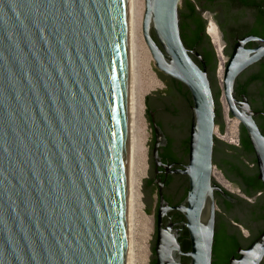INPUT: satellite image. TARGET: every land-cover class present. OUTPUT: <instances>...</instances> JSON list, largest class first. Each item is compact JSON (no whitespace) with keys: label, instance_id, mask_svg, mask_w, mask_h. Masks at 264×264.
<instances>
[{"label":"water","instance_id":"water-1","mask_svg":"<svg viewBox=\"0 0 264 264\" xmlns=\"http://www.w3.org/2000/svg\"><path fill=\"white\" fill-rule=\"evenodd\" d=\"M182 1L145 0V40L157 67L151 64L168 85L149 95L158 112H149L152 125L146 113L152 127L150 179L142 191L147 214L160 193L150 264H184V257L189 264H213L216 219L227 218L217 211L218 204L226 213L217 193L237 205L228 222L242 236L231 220L250 229L247 246L264 228V195L250 197L254 204L240 196L238 202L213 178L216 103L203 57L197 54L201 67L182 39ZM129 29V0H0V264H128ZM259 41L248 53L236 47L225 93L230 119L238 117L248 131L264 184V136L254 113L236 107L233 93L237 74L264 56ZM173 79L186 86L193 103ZM216 80L220 94L217 71ZM220 121L224 135L223 112ZM189 137V163L172 171L160 151L169 143L164 151L176 152L180 139ZM220 142L218 163L257 172L254 155L244 160L241 148ZM160 168L182 174L177 180L184 190L176 192L187 196L177 206L167 202L179 198L163 193ZM171 211L186 220L165 225ZM184 229L188 252L180 243ZM238 254L229 264H264V231Z\"/></svg>","mask_w":264,"mask_h":264},{"label":"flooded vegetation","instance_id":"flooded-vegetation-1","mask_svg":"<svg viewBox=\"0 0 264 264\" xmlns=\"http://www.w3.org/2000/svg\"><path fill=\"white\" fill-rule=\"evenodd\" d=\"M190 1L192 2L191 4H192V7H194V9H192L190 16L188 14L190 10L186 11V14H188V18H186L185 20L181 19V27L184 26L186 39L189 42L188 44L192 45V48H189L186 45L185 46L190 51H192L191 56L201 67H203L204 65L202 61L197 57V54L203 57L201 52L203 50L209 51L210 61L208 62L205 61L204 57L203 59L207 67V72H208V75L211 81L213 95L215 98V96H217L219 93L217 91V85L215 84L216 71L218 67V59H217L214 47L216 48L218 57L221 59L219 71L223 69L224 74H226V70L229 65V62L235 52L236 47L239 44L242 46V49L247 53L258 49L259 46L261 45V42L259 40H264V0H190ZM211 25L215 27L216 32L218 34L219 44L222 46L221 52L219 51L216 41L213 39L209 31V28ZM248 38H252V39L247 40ZM224 63H225V66H224ZM221 87H222V92L220 93L221 97H219L218 102H216L215 100V103H216V114H217L216 125H220V129L223 132L224 126L222 122L220 121V118L222 115L220 103H222V106L224 107L223 102H222V95L225 93V88L222 85ZM233 93H234V97L236 100V107L240 109L249 108L254 113L253 118L257 126L259 127L262 135L264 136V56L258 61L251 63L250 65L242 69L239 72V74H237L235 81H234ZM220 98H221V102H220ZM227 102H228V99H227ZM162 104L164 105L166 109H168L166 102H163ZM229 107H230V104H229ZM151 110L156 113L155 110L153 109ZM224 111H225V108H224ZM230 112H231V108H230ZM230 112H229V115H230ZM159 125L161 126V122H159ZM238 129H239V138H240V145H241V150H239L241 151L240 155L242 158H244V160L254 155V158H255L254 164H257V172L254 174L248 172L246 168L243 167V164L218 163L217 160L216 162L221 172H223V174H225V176L232 183H234L236 187L239 188L241 194H245L246 196H249L247 194V191L249 190V186L245 184V181L243 180V178L235 174V172L233 171L234 167H238L239 169H242L246 173L252 174V175H257L258 173H260V171H259L258 159H257V154L255 152V149L253 150V152H250V153H245L243 151L242 143L244 139L245 138L250 139L245 125L243 123H239ZM188 141H189V151L187 153V151L183 149L182 147H184L188 143ZM221 143L222 142H220V140L215 137L214 159H216L218 148ZM167 146L162 148L163 151L161 150L160 153H162L161 157L165 164L173 165L172 171L181 169L183 168L184 165H187L189 163L190 137L188 140L180 139V142L178 145L180 147L176 149V152L173 151L171 153L172 155L169 156L172 159V162L169 161V158H167L168 155L164 151L166 150ZM234 149H237V148H234ZM177 153L180 155H186L187 158L185 157V160H181L177 156ZM159 170H160V174L158 176H161V178L164 175L166 176L165 182L162 180L164 183L163 193L164 194L168 193L169 196L176 197L177 200L179 198V201L172 204L169 200H167L166 198L165 199L167 200L170 206L179 205L182 199L187 196V194L182 195V193L178 191L176 192L177 189L181 188V186L180 187L178 186L179 181L177 180V178H179L182 174H178V173L167 174L164 168H160ZM168 178L176 180L174 185H172L169 188H168V185L170 183H167ZM221 178L223 179L224 176ZM263 195H264V190L258 192L257 194L253 196H249V197H252L257 200L258 197L263 196ZM159 196H160V193H159ZM234 196L237 198L238 202L243 201V199H241L239 196H236V195ZM217 198L223 200L221 195L220 197H217ZM159 207L160 205L158 206V211L156 214L157 224H158ZM222 207L224 208L225 212L229 214V212L226 211V208L224 207V205H222ZM178 213L180 212L171 211L169 214H167L164 217V224L166 225L170 221V219H172L174 223H180L174 220L176 219V216L178 215ZM228 214H227V218H225L224 220H221L219 218V221H218L219 216H217L216 230L218 228H225V229H229L232 234L238 235L239 232H237L235 228L231 226L228 222V218L230 217V214L229 215ZM233 223L237 225L236 222H234V220H233ZM157 229H158V225H157ZM262 230L258 231L257 233L252 232L253 235H252L250 244L252 243V241H254V239L258 236V234ZM242 237L244 238V236ZM245 242L246 240L244 238L243 247H241L243 249H246L248 247L245 244ZM234 256L236 258L239 257L236 255Z\"/></svg>","mask_w":264,"mask_h":264},{"label":"bare ground","instance_id":"bare-ground-1","mask_svg":"<svg viewBox=\"0 0 264 264\" xmlns=\"http://www.w3.org/2000/svg\"><path fill=\"white\" fill-rule=\"evenodd\" d=\"M130 1V96H129V177H128V264H149L150 243L153 238V222L146 213V205L143 202V182L148 176V162L145 154V130L146 121L144 114L146 94L151 88L161 87L153 74L148 77L140 74L138 67H144L149 59L146 54H151L144 33V17L142 7L143 0ZM142 11V13H141ZM145 16V13H144ZM143 19V21H142ZM142 24V29H141ZM209 31L216 41L221 52L219 37L213 25ZM144 38V41H143ZM145 42V43H144ZM139 60V62L137 61ZM149 65V64H148ZM157 67V64H156ZM225 76L223 69L219 71L221 85L225 88ZM164 85V84H163ZM162 85V86H163ZM222 102L226 113L230 112L227 95H222ZM232 133L237 132V127L242 121L233 117ZM214 175V172H213ZM218 207V206H217ZM150 225V226H149Z\"/></svg>","mask_w":264,"mask_h":264},{"label":"trees","instance_id":"trees-1","mask_svg":"<svg viewBox=\"0 0 264 264\" xmlns=\"http://www.w3.org/2000/svg\"><path fill=\"white\" fill-rule=\"evenodd\" d=\"M183 3H184V6H185V11L184 10L183 11L180 10V16H181V19L182 20H185L186 18H188V14L190 16V13H191L192 9H194V7H192V4H191L192 2L190 0H183ZM187 10H190V12L188 14H186V11ZM181 35H182V39L184 41V44L187 47L192 48V45H189L188 44L189 42L186 39L184 26L181 27ZM201 54L203 55L205 61H207V62L210 61V54H209V51L208 50H203L201 52ZM172 81L175 82V83H173V82L172 83L175 86V88L178 90V92L180 93V95L183 98H185L186 100H190V102L193 103L192 95H191L190 91L186 88V86L183 85L182 83L174 80V79ZM176 82H178L180 84V86H184L185 87V90L182 89V88H180V87H178L179 85H177ZM215 84L217 85L216 78H215ZM219 97H220V94H218L217 96H215L216 102H218ZM145 99H146V104H147L146 113H147V115H148V117L150 119L151 125H152V121H151V118L149 116V112L152 109V104H150L151 103L150 102L151 101L150 100L151 97L150 96H147ZM168 110H170V109L168 108ZM154 142H155V138H154ZM242 147H243V151L245 153H250V152H253V150H254L253 145H252V143H251V141H250L249 138H245L244 139V141L242 143ZM182 148L185 149L186 151H189V141ZM152 151H153V149H152ZM166 154L168 155L167 158H169V161L172 162V159L169 157L172 154L171 153H166ZM161 155H162V153H161ZM214 164H217L216 159H214ZM233 171L235 172L236 175H238L239 177L243 178V180L245 181V184L247 186H249V190L247 191V194L249 196H253V195L257 194L258 192L264 190V184L259 179V173L257 175L248 174L244 170L239 169L238 167H234V170ZM158 177L161 178V176H158ZM165 177H166L165 175L162 176V180L164 182L166 180ZM171 181H172L171 178H168L167 179V183H170ZM216 195H217V197H220V195L218 193ZM231 195L233 197H235L233 194H231ZM185 198L186 197H184L182 199V201ZM223 201H224L223 202L224 203L223 205L226 208V211L229 212V213L231 212V210H233L234 208L237 207V205L235 203L229 202V201L225 200L224 198H223ZM174 220H176L178 222H183V221L186 220V218H185V216H183V214L178 213V215L176 216V219H174ZM263 231H264V229L258 234V236L254 239V241L261 235V233ZM254 241H252V243ZM180 243L182 245V249H183L184 252L191 251L192 244H191V240H190V234H189V231L187 229H184L182 231L181 237H180ZM243 243H244V238L242 237V235L240 233H238V235H236V234H232L229 229L218 228L216 230L215 243H214V249H213V264H229L230 259H231L232 256L236 255V256H239L240 257V255L238 254V249L241 248V247H243ZM183 263L184 264H189L190 263V258L184 257L183 258ZM151 264H156V259L153 260L151 262Z\"/></svg>","mask_w":264,"mask_h":264},{"label":"rangeland","instance_id":"rangeland-1","mask_svg":"<svg viewBox=\"0 0 264 264\" xmlns=\"http://www.w3.org/2000/svg\"><path fill=\"white\" fill-rule=\"evenodd\" d=\"M144 2V7H142V11L144 10L143 12V17H144V13H145V0H143ZM180 9H183V1L180 5ZM141 11V13H142ZM143 21V19H142ZM141 29H142V24H141ZM143 41H144V38H143ZM145 43V42H144ZM214 50L216 52V55H217V59H218V68H217V78H218V81H219V86L222 90V87H221V83H220V79H219V67H220V64H221V59L218 57V53L216 51V48L214 47ZM146 57H148L149 59V62L148 64H146L144 67H138L139 68V71H140V74H142V76L144 77H148V74L151 73L153 74V76L155 77V79L161 83V87H156V88H151L149 89V91L147 92L146 94V97L153 94V92H157L158 89L159 90H165L166 88H168V85L161 79L158 77V74L156 73V71L153 69V66L151 64V61L154 63V66L156 67V64H155V61L152 59L151 57V54H146ZM137 61L139 62V60L137 59ZM225 62V61H224ZM224 66H225V63H224ZM164 84V85H163ZM163 85V86H162ZM220 102H221V98H220ZM222 104V103H221ZM222 112H223V119H224V122H225V126H226V129H225V134L222 135L221 134V131H220V125H217L216 127V134L215 136L217 138H219L220 140L224 141L225 143L227 144H230V145H233V146H237L239 148H241V145H240V138H239V129L237 127V131L236 134H233L232 133V123H233V119L231 118L230 119V115L229 113L227 114L225 111H224V107L222 106ZM146 109H147V104H146V99H145V107H144V114H145V121H146V130H145V154H146V162H148V176L146 177V179H150V175H149V169H150V164H149V159H150V142H151V139H152V127L146 117ZM226 115V116H225ZM226 179H222L221 177H223ZM213 178L216 179L217 182H221L228 190H230V192H232L233 194H237L238 196H240L241 198L247 200L248 202L254 204L256 203L255 201H253L252 198L246 196L245 194H241L239 188H235L232 186V182H230L225 174H223V172H221V170H218V167L217 165H215V168H214V175H213ZM143 188H144V182H143ZM144 198H145V194H144ZM153 198H154V207H153V213L150 215L151 219H152V222H153V238L155 236V214H156V208H157V203H158V200H159V194L157 192H155L153 194ZM218 206V204H217ZM147 208V206H146ZM217 211L220 212L221 214L227 216V214H225L222 209L218 206L217 207ZM232 224L235 225L233 223V220H231ZM235 222V221H234ZM236 226L240 227L241 230H242V233H243V236L248 239L249 237H251V234H250V231L248 229H246L243 225H240L239 223L236 222ZM150 226V225H149ZM152 238V239H153ZM151 239V241H152ZM150 250H151V243H150ZM153 254L152 250H151V255ZM151 255H150V261H151ZM150 261H149V264H150Z\"/></svg>","mask_w":264,"mask_h":264}]
</instances>
